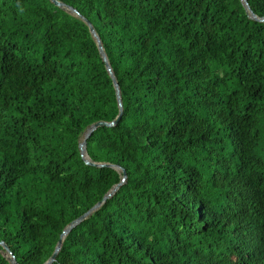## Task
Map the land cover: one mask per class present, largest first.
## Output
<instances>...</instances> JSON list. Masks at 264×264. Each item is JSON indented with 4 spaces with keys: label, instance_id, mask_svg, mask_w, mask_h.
<instances>
[{
    "label": "trees",
    "instance_id": "obj_1",
    "mask_svg": "<svg viewBox=\"0 0 264 264\" xmlns=\"http://www.w3.org/2000/svg\"><path fill=\"white\" fill-rule=\"evenodd\" d=\"M57 1L93 26L120 91L86 153L126 179L52 264H264V22L240 0ZM117 114L81 21L0 0V242L17 264H44L120 183L78 150Z\"/></svg>",
    "mask_w": 264,
    "mask_h": 264
},
{
    "label": "water",
    "instance_id": "obj_2",
    "mask_svg": "<svg viewBox=\"0 0 264 264\" xmlns=\"http://www.w3.org/2000/svg\"><path fill=\"white\" fill-rule=\"evenodd\" d=\"M51 2H53L55 5H58V6H61V4L57 3L55 0H50ZM243 2V5L247 11V13L250 15V17L257 21V22H264V18H258L257 16H255L249 9L247 3L245 0H242ZM72 10H70L71 12ZM91 32H92V29H91ZM100 49V47H99ZM111 78L113 79L112 75H111ZM113 82H114V85H115V88H116V94H117V99L119 101V95H118V89H117V86H116V83H115V80L113 79ZM120 106V104H119ZM122 115V108L121 106L119 107V113H118V116L111 122H98L96 123L95 125H93L90 129H88L87 131H85L83 133V138L81 140V142L78 144V148H79V151L81 153V156L82 158L84 157L85 155V142L86 140L89 138V136L91 135V132L97 128V127H113L114 125H116L118 123V121L120 120V117ZM95 131V130H94ZM86 162V164L88 165H91L93 167H97V168H103V167H107V168H113V169H119L121 171V181L120 183L114 185L104 196L103 198L101 199V201L97 202L93 207H91L87 212H85L83 215H81L80 217H78L77 219L73 220L72 222H70L62 231V233L60 234L59 236V239L55 245V248L53 250V253L52 255L50 256V258L48 260L45 261L44 264H51L54 260H55V257L57 255V253L59 252L60 248H61V245L63 243V240L65 238V236L75 227L77 226L79 223H81L82 221H84L85 219H87L92 213H94L96 210H98L103 204L104 202L109 199L111 196H113L115 194V192L119 189V187L122 185V183H124L125 179H126V173L123 169H120L119 167L117 166H114V165H111V164H96V163H92V162H89L87 161L85 158H83ZM3 247L6 249V246L3 245ZM9 261V260H8ZM10 262V261H9ZM12 264H16L14 262H10Z\"/></svg>",
    "mask_w": 264,
    "mask_h": 264
},
{
    "label": "bare ground",
    "instance_id": "obj_3",
    "mask_svg": "<svg viewBox=\"0 0 264 264\" xmlns=\"http://www.w3.org/2000/svg\"><path fill=\"white\" fill-rule=\"evenodd\" d=\"M57 3H59V4H61V6H58V5H55L53 2H51L50 0H49V2L50 3H52L57 9H59V10H61L62 12H64V13H66V14H68V15H70V16H72V17H75L76 19H78L79 21H81L86 27H87V29H88V33H89V35H90V37H91V39L93 40V42L95 43V45H96V48H97V51H98V54H99V57H100V59H101V61L103 62V64H104V68H105V70H106V72H107V74H108V76H109V78H110V80H111V82H112V86H113V89H114V91H115V98H116V102H117V107H118V113H119V107L121 106V108H122V103H121V97H120V91H119V87H118V84H117V81H116V78H115V76H114V74H113V72H112V70H111V67H110V64H109V62H108V59H107V57H106V54H105V52H104V49H103V46H102V44H101V41H100V38H99V36L97 35V33L95 32V30H94V28H93V26L88 22V21H86L75 9H73V8H71V7H69V6H67V5H65V4H63V3H61V2H59V1H57V0H55ZM246 1V0H245ZM240 2L242 3V5H243V2H242V0H240ZM247 3V2H246ZM248 5V4H247ZM243 7H244V5H243ZM249 7V6H248ZM250 9V8H249ZM70 10H72L71 12H70ZM244 10L246 11V9H245V7H244ZM251 11V10H250ZM246 13H247V11H246ZM248 14V13H247ZM248 17L251 19V20H253L251 17H250V15L248 14ZM253 21H255V20H253ZM91 29H92V32H91ZM99 47H100V49H99ZM111 75H112V77H113V79L115 80V83H116V86H117V89H118V95H119V101H118V99H117V94H116V88H115V85H114V82H113V79L111 78ZM119 104H120V106H119ZM123 110V109H122ZM117 116H118V114H117ZM122 116V115H121ZM121 118V117H120ZM99 122H103V121H99ZM119 122V121H118ZM96 123H98V122H96ZM96 123H94V124H92V125H90V126H88L84 131H83V133L85 132V131H87L88 129H90L93 125H95ZM109 123V122H108ZM117 125V124H116ZM115 126V125H114ZM113 126V127H114ZM97 128H99V127H97ZM97 128H95L94 130H96ZM93 130V131H94ZM92 131V132H93ZM91 132V133H92ZM82 138H83V134H82V137H81V139H80V142H81V140H82ZM79 142V143H80ZM86 143V142H85ZM78 150H79V148H78ZM79 155H80V158H81V160L84 162V164L85 165H87V166H91V165H88V164H86V162H85V160L83 159V158H85L87 161H89V162H92V163H96V162H93V161H91L90 160V158L88 157V155H87V153H86V144H85V155H84V157L82 158V156H81V153H80V151H79ZM96 164H107V163H96ZM3 245L4 246H6L5 244H3L2 242H0V247H1V249L3 250V254H4V256L6 257V259L7 260H9L10 262L12 261V262H14V263H16V261H15V259H14V257H13V255H12V253L10 252V250L7 248V246H6V249L3 247ZM59 253V252H58ZM57 253V254H58ZM57 256V255H56ZM50 258V257H49ZM55 259H56V257H55ZM55 261V260H54ZM53 261V262H54ZM52 262V263H53ZM51 263V264H52ZM12 264V263H11ZM17 264V263H16Z\"/></svg>",
    "mask_w": 264,
    "mask_h": 264
},
{
    "label": "rangeland",
    "instance_id": "obj_4",
    "mask_svg": "<svg viewBox=\"0 0 264 264\" xmlns=\"http://www.w3.org/2000/svg\"><path fill=\"white\" fill-rule=\"evenodd\" d=\"M120 168V167H119ZM121 169V168H120ZM118 172H121L119 169H116Z\"/></svg>",
    "mask_w": 264,
    "mask_h": 264
}]
</instances>
